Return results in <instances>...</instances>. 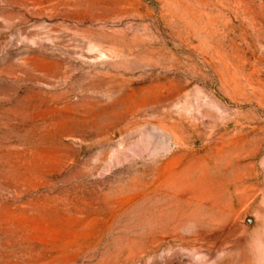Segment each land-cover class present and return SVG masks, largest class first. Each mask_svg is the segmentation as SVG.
<instances>
[{
	"label": "rangeland",
	"instance_id": "obj_1",
	"mask_svg": "<svg viewBox=\"0 0 264 264\" xmlns=\"http://www.w3.org/2000/svg\"><path fill=\"white\" fill-rule=\"evenodd\" d=\"M0 264H264V0H0Z\"/></svg>",
	"mask_w": 264,
	"mask_h": 264
},
{
	"label": "bare ground",
	"instance_id": "obj_2",
	"mask_svg": "<svg viewBox=\"0 0 264 264\" xmlns=\"http://www.w3.org/2000/svg\"><path fill=\"white\" fill-rule=\"evenodd\" d=\"M195 188H196V186H195ZM198 188V187H197ZM214 207H216V205L214 204ZM218 208V207H217ZM214 211H216V209L214 210Z\"/></svg>",
	"mask_w": 264,
	"mask_h": 264
}]
</instances>
